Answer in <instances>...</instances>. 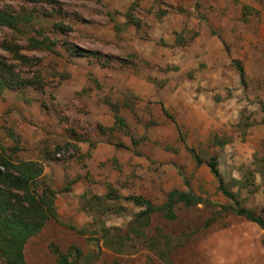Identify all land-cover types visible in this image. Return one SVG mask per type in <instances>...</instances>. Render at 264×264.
Listing matches in <instances>:
<instances>
[{
	"label": "rangeland",
	"instance_id": "1",
	"mask_svg": "<svg viewBox=\"0 0 264 264\" xmlns=\"http://www.w3.org/2000/svg\"><path fill=\"white\" fill-rule=\"evenodd\" d=\"M0 9L26 18L19 32L0 28V44L26 47L18 69L31 81L0 92V152L40 161L41 182L58 193L56 218L28 239L24 264L69 252L72 264H264V229L242 217L179 204L174 220L154 213L146 224L135 219L144 208L124 199L158 207L189 190L233 205L209 170L214 158L223 187L260 212L264 0H0ZM0 62L16 64L1 48ZM80 144L116 153L97 163ZM82 177V195L63 192Z\"/></svg>",
	"mask_w": 264,
	"mask_h": 264
},
{
	"label": "trees",
	"instance_id": "2",
	"mask_svg": "<svg viewBox=\"0 0 264 264\" xmlns=\"http://www.w3.org/2000/svg\"><path fill=\"white\" fill-rule=\"evenodd\" d=\"M125 17L138 25V20H135L130 12H126ZM21 22L26 23V18L0 9V28L5 27L11 31L19 32L18 26ZM30 45L33 49L52 51V47L43 41L32 40ZM0 48L10 55L13 63H16L0 62V92L4 89H24L31 81L26 80V77L18 69V65H27L28 58L21 53V50H26V47L3 43L0 44ZM235 65L240 80L243 81V69L236 62ZM163 111L165 114V110ZM116 123L119 124L118 119H116ZM60 151V146H56L54 154L44 156L45 160H54L55 155ZM193 157L196 163H199L194 154ZM207 165L217 180L218 190L223 196L233 201V205L213 204L194 196L189 190L186 192L170 191L165 202L158 207L140 196H126L124 197L125 200L144 208L136 214V221L147 224L148 218L154 213H161L165 219L172 221L176 216L174 208L179 204L186 208L207 205L220 208L218 213L228 211L264 229V198L258 214L241 206L235 200L234 194L223 187L214 158ZM42 177L43 165L40 161H13L0 152V264H24L23 249L28 239L37 235L48 220L56 218L54 203L58 193L41 182ZM107 188L110 190L111 186L107 185ZM63 192H70V188H64ZM103 198L110 199L111 194L108 193ZM262 243L264 246V240ZM107 246L114 249L112 242ZM72 255L70 252L66 255H58L56 264H72ZM74 255L75 259L78 260L80 253L76 250Z\"/></svg>",
	"mask_w": 264,
	"mask_h": 264
},
{
	"label": "crops",
	"instance_id": "3",
	"mask_svg": "<svg viewBox=\"0 0 264 264\" xmlns=\"http://www.w3.org/2000/svg\"><path fill=\"white\" fill-rule=\"evenodd\" d=\"M88 151L89 147L87 145L80 144V153L85 154ZM88 153L90 155V160H93L98 163L105 162L108 158L115 155L116 149L111 146L102 145L96 146L94 149L92 148V150H90V152ZM87 184V180L82 177L81 179L76 180L73 185H71L70 192L68 193H70L71 195L80 196L86 191L88 186Z\"/></svg>",
	"mask_w": 264,
	"mask_h": 264
}]
</instances>
